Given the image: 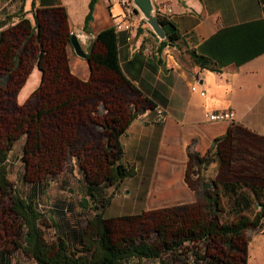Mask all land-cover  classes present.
Segmentation results:
<instances>
[{
  "label": "crops",
  "instance_id": "obj_1",
  "mask_svg": "<svg viewBox=\"0 0 264 264\" xmlns=\"http://www.w3.org/2000/svg\"><path fill=\"white\" fill-rule=\"evenodd\" d=\"M91 1L26 0L25 17L5 31L0 48L7 65L21 51L13 81L0 97L13 94L21 113L37 91L51 108L63 107L59 103L65 98L71 119L66 126L91 123L103 142L105 168L110 172L114 162L106 157L122 156L135 170L137 194L191 193L186 181L191 154L209 157L207 164L218 167L217 176L225 171V177H247L256 168L264 173V148L251 140L252 135L264 137V0H152L156 13L171 19L181 34V41L165 45L135 4L95 0L87 22ZM6 12L7 7L0 18ZM120 20L131 21L133 29L117 31L114 24ZM75 28L93 38L86 58L72 51ZM196 54L214 68L203 67ZM24 62L29 65L26 72ZM157 105L164 109L163 119ZM218 109H234L235 121L205 117ZM229 129L234 141L229 164L221 168L215 139ZM73 130L77 140L78 129ZM117 143L123 153L118 148L107 151V144ZM70 160H78L88 178L81 157L73 153ZM173 200L170 196L162 202Z\"/></svg>",
  "mask_w": 264,
  "mask_h": 264
},
{
  "label": "rangeland",
  "instance_id": "obj_2",
  "mask_svg": "<svg viewBox=\"0 0 264 264\" xmlns=\"http://www.w3.org/2000/svg\"><path fill=\"white\" fill-rule=\"evenodd\" d=\"M21 1L0 0V11L5 7L10 11H16ZM13 20L14 24L0 30L2 32L0 35V48L3 46L4 37H7L5 31L19 21L17 19ZM72 51L75 56H79L74 49ZM20 53L21 51L19 50L13 62L9 65L4 63L2 57H0V94L13 81L12 75L17 71ZM24 64L25 62L22 66H25L24 70L26 72L29 65ZM81 75L85 76L87 73H81ZM23 76H25L24 72ZM12 87L14 88L15 85L10 86V88ZM41 94V91H37L30 96L29 101L23 107V113L14 106L13 94H10V98L0 97L3 99L2 103H0V142L5 140L2 148L5 149L9 140H14L18 137V140L14 141L13 149L10 151L8 175L20 191L27 193L33 184L45 182L48 184L41 201V208L45 212L42 226L47 239L52 241L55 233L53 226L55 220L61 224L67 220L69 224H79L80 226L86 225L87 222V209L76 193L82 186V182H79V179L82 181L86 180L83 178L85 174L82 176L80 171L77 172V175L74 174L75 172L73 173L77 166L81 169L78 160L74 162L76 167L70 160L73 153L75 156L81 157L82 165L88 172V178L92 182L103 183L107 181L111 175V170L108 172L107 168H105L107 163L104 161L103 142L96 128L88 122H85V124L79 123L76 126H66V124L71 122V119H69L70 115L66 112L65 105L67 102L65 98L61 102L59 101V105L63 104V107L51 108L49 105L44 104L43 98H40ZM158 106H155V108L157 109ZM40 110L44 112L39 113ZM235 119L236 115L233 121ZM102 120L98 118L97 121L102 124ZM18 121L20 123L16 126ZM7 122L11 123L9 127ZM96 123L100 126V123ZM75 127L78 129L77 140L73 138L75 132L73 128L75 129ZM102 129L104 130L103 127ZM108 147L112 149L111 152L117 150L116 145L110 147L107 144V151H110ZM107 158L109 161L114 162L118 159L112 154ZM71 164L74 165L73 168ZM188 165H190L191 175L187 177L186 181L190 186L191 193L171 195L162 193L137 194L132 183L136 179L134 175L125 178L118 188L111 187L109 189V193L114 192V196L106 208L105 215L107 217L143 215L145 219L149 220L151 213L157 214V212L165 208H174L177 209V212L181 209L182 211L185 209L190 211L193 207L192 205L199 209L204 208L207 201L202 195V186L198 188V182H201V178L206 177L205 179L209 181L208 183L212 186L211 190L213 192L214 185H212L211 177L216 178L221 183L226 178V173L223 171L221 172L222 174L220 173L221 176L217 177L216 171L218 167L207 163L197 165L189 162ZM255 166L257 165L255 164ZM255 170L253 169V173L249 174L247 178L264 179V173H259V171ZM187 171L189 169L186 170V173ZM192 171H196V174ZM221 187H218L220 189L218 190L221 193L222 207L225 209L227 200H230L231 195L225 194ZM170 196L172 200L174 199V202L163 204V199L166 198L167 200ZM191 210L193 211V209ZM258 211H260V207H257L256 210L253 209L250 213L251 216L253 217L254 212ZM227 215L228 212L225 215L222 212L221 217L225 219ZM139 226V224L134 225V228H139ZM145 226L150 227L151 224H146ZM130 228L132 227H126V230ZM23 233L22 222L13 209L12 197L0 187V264L4 261L9 262V264H28L32 262L21 248ZM198 243H201L200 248H198L200 249V254L206 258L208 257L207 259L216 257L223 260L224 264H264V219L260 225L248 227L242 234L234 235L231 239H225L219 234H214L204 243ZM207 259L202 258V261L198 264H210ZM137 262L138 260L135 259L126 262V264H136ZM140 263L163 264L159 260L151 259H143ZM178 264L194 263L188 261V256H182V261L178 262Z\"/></svg>",
  "mask_w": 264,
  "mask_h": 264
},
{
  "label": "trees",
  "instance_id": "obj_3",
  "mask_svg": "<svg viewBox=\"0 0 264 264\" xmlns=\"http://www.w3.org/2000/svg\"><path fill=\"white\" fill-rule=\"evenodd\" d=\"M25 2L26 0H22L16 11L8 9L9 12L0 18V30L14 24L13 19L21 20L25 17ZM94 4L95 0H92L87 22L92 18ZM31 10L37 27L39 20L34 1ZM158 16L167 35L161 39V43L165 45L181 41L177 25L167 17ZM156 37L159 38L157 35ZM195 56L203 67L214 68L205 57L197 54ZM251 138L256 145L264 148V137L252 135ZM15 140H18V137L9 140L5 149H0V187L11 195L13 209L22 222L24 233L21 248L32 260L28 264H126L135 259L138 260L136 264H141L140 261L143 259L159 260L163 264H178L182 261V256H188L190 263L198 264L202 258H208L200 254L198 248L201 243L198 242L204 243L214 234L231 239L234 235L242 234L248 227L260 225L264 219V179L236 175L224 178L221 183L211 177L213 192L206 177L201 178L198 188L202 186L201 192L207 201L202 209L194 205L191 208L193 211L181 209L177 212V209L165 208L157 214L151 213L149 220L143 215L107 217L106 208L114 196V192L109 193V189L118 188L125 178L135 175L134 168L124 164L121 156L112 163L111 175L107 181L95 183L90 181L86 174L83 177L86 180L79 179L82 186L76 193L87 209L86 225L69 224L65 219V223L61 224L55 220L54 239L49 241L42 226L45 212L41 208L42 195L48 184L46 182L33 184L26 193L20 191L9 178V155ZM233 141L232 129L223 137L215 139L216 154L221 168L229 164ZM116 146L123 153L120 143ZM208 159L209 157L200 154H191L190 163L202 165L208 163ZM74 164L76 167V163ZM73 166L71 164L72 168ZM188 169L186 180L191 175L190 165ZM80 173L83 176V170ZM220 186L225 194L231 195L225 209L220 199L221 193L218 188ZM255 203L260 207V211L254 212L252 217L247 211L252 212ZM222 212L224 215L227 212L231 213L232 216L224 219L221 217ZM138 224L139 228H134V225ZM146 224L151 226L146 227ZM126 227L132 228L126 230ZM207 260L210 264H224L223 260L216 257ZM2 264L9 262L4 261Z\"/></svg>",
  "mask_w": 264,
  "mask_h": 264
},
{
  "label": "water",
  "instance_id": "obj_4",
  "mask_svg": "<svg viewBox=\"0 0 264 264\" xmlns=\"http://www.w3.org/2000/svg\"><path fill=\"white\" fill-rule=\"evenodd\" d=\"M134 4L137 6L139 11L143 14L147 23L152 27L156 35L164 39L166 38V30L164 25L161 23L152 0H134ZM72 46L77 55L86 57L84 47H89L93 38L90 34L83 31L82 29L75 28L70 37Z\"/></svg>",
  "mask_w": 264,
  "mask_h": 264
},
{
  "label": "built area",
  "instance_id": "obj_5",
  "mask_svg": "<svg viewBox=\"0 0 264 264\" xmlns=\"http://www.w3.org/2000/svg\"><path fill=\"white\" fill-rule=\"evenodd\" d=\"M114 1H119L125 5L131 4L132 2V0H114ZM115 26L117 30H130L132 24L130 22H126L122 20V21H116ZM202 95H206L205 90H202ZM157 113H158L159 119L163 118L164 109L158 106ZM235 115H236L235 110H232V109H218V110H213V111H207L205 113L206 118L211 121H221V120H231L232 121L234 120Z\"/></svg>",
  "mask_w": 264,
  "mask_h": 264
},
{
  "label": "bare ground",
  "instance_id": "obj_6",
  "mask_svg": "<svg viewBox=\"0 0 264 264\" xmlns=\"http://www.w3.org/2000/svg\"><path fill=\"white\" fill-rule=\"evenodd\" d=\"M105 1H108V2H112V1H114V0H111V1H109V0H105ZM115 2H119V1H115ZM119 3H121V2H119ZM121 4H123V3H121ZM131 4H134V0H132V2H131ZM131 4H128V5H125V4H123L124 6H130ZM138 9V8H137ZM156 11V10H155ZM158 15V14H157ZM159 17V16H158ZM145 19V18H144ZM120 21H122V20H120ZM123 21H126V22H130L131 24H132V26H131V29L130 30H126V31H131L132 29H133V23L131 22V21H129V20H123ZM147 22V21H146ZM114 26H115V24H114ZM150 26V25H149ZM151 27V26H150ZM152 28V27H151ZM115 29H116V26H115ZM117 30V29H116ZM153 30V29H152ZM117 31H121V30H117ZM155 33V32H154ZM156 34V33H155ZM161 39V38H160ZM71 45H72V43H71ZM73 47V46H72ZM85 48H86V46L84 47V50H85ZM74 49V48H73ZM75 51V50H74ZM85 52H86V50H85ZM87 54V53H86ZM86 57H87V55H86ZM86 57H83V58H86ZM196 89V87H193V89ZM201 93V95H202V91L200 92ZM203 96H205V95H203ZM156 112H157V109H156ZM157 115H158V113H157ZM164 116H165V112H164ZM163 116V117H164ZM159 117V116H158ZM206 117V116H205ZM161 119H163V118H161ZM211 121V120H210ZM221 121H223V120H221ZM227 121H231V120H227ZM233 121V120H232Z\"/></svg>",
  "mask_w": 264,
  "mask_h": 264
}]
</instances>
